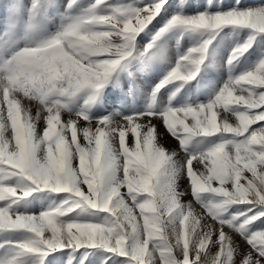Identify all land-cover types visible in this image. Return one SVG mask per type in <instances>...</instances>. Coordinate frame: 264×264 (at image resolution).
<instances>
[{
    "label": "snow or ice",
    "instance_id": "snow-or-ice-1",
    "mask_svg": "<svg viewBox=\"0 0 264 264\" xmlns=\"http://www.w3.org/2000/svg\"><path fill=\"white\" fill-rule=\"evenodd\" d=\"M0 264H264V0H0Z\"/></svg>",
    "mask_w": 264,
    "mask_h": 264
},
{
    "label": "rangeland",
    "instance_id": "rangeland-1",
    "mask_svg": "<svg viewBox=\"0 0 264 264\" xmlns=\"http://www.w3.org/2000/svg\"><path fill=\"white\" fill-rule=\"evenodd\" d=\"M168 143H169L170 145H172V146L175 145V141H173V140H171V139L168 140Z\"/></svg>",
    "mask_w": 264,
    "mask_h": 264
}]
</instances>
